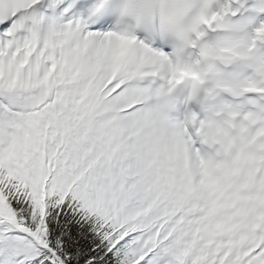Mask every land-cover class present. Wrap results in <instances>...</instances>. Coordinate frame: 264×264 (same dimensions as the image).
I'll return each mask as SVG.
<instances>
[{
    "label": "snow or ice",
    "instance_id": "6c2138e0",
    "mask_svg": "<svg viewBox=\"0 0 264 264\" xmlns=\"http://www.w3.org/2000/svg\"><path fill=\"white\" fill-rule=\"evenodd\" d=\"M0 264H264V0H0Z\"/></svg>",
    "mask_w": 264,
    "mask_h": 264
}]
</instances>
